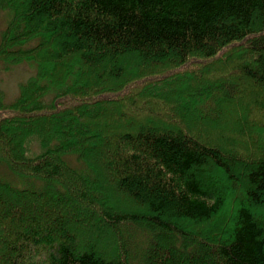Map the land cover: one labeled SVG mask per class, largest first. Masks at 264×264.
<instances>
[{
	"label": "trees",
	"instance_id": "trees-1",
	"mask_svg": "<svg viewBox=\"0 0 264 264\" xmlns=\"http://www.w3.org/2000/svg\"><path fill=\"white\" fill-rule=\"evenodd\" d=\"M0 14V264H264V0Z\"/></svg>",
	"mask_w": 264,
	"mask_h": 264
},
{
	"label": "rangeland",
	"instance_id": "rangeland-1",
	"mask_svg": "<svg viewBox=\"0 0 264 264\" xmlns=\"http://www.w3.org/2000/svg\"><path fill=\"white\" fill-rule=\"evenodd\" d=\"M5 21L6 17L3 14H0V32L4 27ZM32 75L33 69L27 64L15 66L7 73H0V91L2 93L3 102L5 104L12 102L18 94L20 84L24 83ZM32 152H39V148L32 147L30 153ZM0 179L3 181H8L19 188L33 189L38 187L36 185H41L40 182L35 180H25L18 178L17 176L8 172L2 165L0 166ZM113 200L115 199L112 198L111 201L113 202Z\"/></svg>",
	"mask_w": 264,
	"mask_h": 264
}]
</instances>
